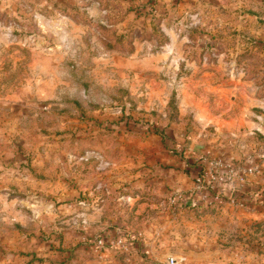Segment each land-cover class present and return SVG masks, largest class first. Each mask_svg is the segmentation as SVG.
Listing matches in <instances>:
<instances>
[{
  "label": "rangeland",
  "instance_id": "1",
  "mask_svg": "<svg viewBox=\"0 0 264 264\" xmlns=\"http://www.w3.org/2000/svg\"><path fill=\"white\" fill-rule=\"evenodd\" d=\"M263 113L264 0H0V264H264Z\"/></svg>",
  "mask_w": 264,
  "mask_h": 264
},
{
  "label": "built area",
  "instance_id": "2",
  "mask_svg": "<svg viewBox=\"0 0 264 264\" xmlns=\"http://www.w3.org/2000/svg\"><path fill=\"white\" fill-rule=\"evenodd\" d=\"M221 167H224L226 169L227 174H229V176H235L236 175V180L239 182V184L246 185L249 181L250 178H252L255 174H256V170L257 168H244L242 170V172H239L237 175V172L235 170V168L230 165L229 163H222L221 161H211V167H209V171L210 176H209V171L207 172V170L202 171V173H200V177L198 178V181L203 183V186L205 187V181H207V179L210 177L209 182L211 181H220L222 180V176L218 173L217 169ZM214 169V170H213ZM204 173V174H203ZM250 184V183H249ZM215 188L214 185H212L210 187V189ZM214 197L212 200L217 202V200L221 197V195L219 194H213ZM233 203H236L241 205L242 207L245 208H249L251 205H254L258 202H263L264 203V189H258V191H255V193L253 195H244L242 197V199H238V201H236L235 199L232 200ZM212 204V203H210ZM171 264H177V260H175L174 258H170L169 259Z\"/></svg>",
  "mask_w": 264,
  "mask_h": 264
},
{
  "label": "trees",
  "instance_id": "3",
  "mask_svg": "<svg viewBox=\"0 0 264 264\" xmlns=\"http://www.w3.org/2000/svg\"><path fill=\"white\" fill-rule=\"evenodd\" d=\"M259 134V139L258 140H261V139H264V137H263V135H261L260 133H258ZM162 135V138L164 139L165 138V134L164 133H162L161 134ZM186 163L188 164V165H190V166H192V167H194V168H198V174H200V173H202V171H203V167H201L196 161H191V160H186ZM246 193H245V195H253L254 193H255V191L251 188V187H248L247 189H246V191H245ZM204 205H200V204H193L191 207L192 208H194V209H198V210H209V209H207L208 208V206H207V208L206 207H203Z\"/></svg>",
  "mask_w": 264,
  "mask_h": 264
},
{
  "label": "crops",
  "instance_id": "4",
  "mask_svg": "<svg viewBox=\"0 0 264 264\" xmlns=\"http://www.w3.org/2000/svg\"><path fill=\"white\" fill-rule=\"evenodd\" d=\"M248 126L251 127L252 125H248ZM255 128H257L256 130H259L260 129L259 132H261V133L264 132V126L263 125L260 127V125L257 124V126ZM262 134H264V133H262ZM257 207H258V211L255 210V209L254 210L249 209L250 212H253L254 215L257 216V217L259 215H260V217L264 216V209H262V208L260 209L259 206H257ZM216 261L218 262L220 260L219 259L214 260V262H216ZM238 262H243V264H255V263L258 262V260L257 259L256 260L255 259H252L251 257H246L245 259H239Z\"/></svg>",
  "mask_w": 264,
  "mask_h": 264
}]
</instances>
